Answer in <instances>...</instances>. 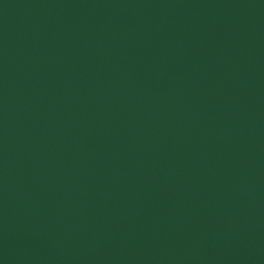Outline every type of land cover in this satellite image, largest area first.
Instances as JSON below:
<instances>
[{"label": "water", "instance_id": "water-1", "mask_svg": "<svg viewBox=\"0 0 264 264\" xmlns=\"http://www.w3.org/2000/svg\"><path fill=\"white\" fill-rule=\"evenodd\" d=\"M0 264H264V0H0Z\"/></svg>", "mask_w": 264, "mask_h": 264}]
</instances>
